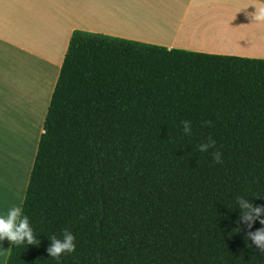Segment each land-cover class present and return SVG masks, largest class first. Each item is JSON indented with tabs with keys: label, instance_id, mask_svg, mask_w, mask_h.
Wrapping results in <instances>:
<instances>
[{
	"label": "trees",
	"instance_id": "1",
	"mask_svg": "<svg viewBox=\"0 0 264 264\" xmlns=\"http://www.w3.org/2000/svg\"><path fill=\"white\" fill-rule=\"evenodd\" d=\"M209 136L222 163L197 149ZM237 196L264 205V59L75 30L21 204L40 244L5 264H57L65 228L59 264H264Z\"/></svg>",
	"mask_w": 264,
	"mask_h": 264
},
{
	"label": "crops",
	"instance_id": "2",
	"mask_svg": "<svg viewBox=\"0 0 264 264\" xmlns=\"http://www.w3.org/2000/svg\"><path fill=\"white\" fill-rule=\"evenodd\" d=\"M252 2L264 4V0H0V214L22 204L43 121L75 30L264 59V23L255 22L254 4L246 8ZM10 244L0 241V264L6 263Z\"/></svg>",
	"mask_w": 264,
	"mask_h": 264
},
{
	"label": "clouds",
	"instance_id": "3",
	"mask_svg": "<svg viewBox=\"0 0 264 264\" xmlns=\"http://www.w3.org/2000/svg\"><path fill=\"white\" fill-rule=\"evenodd\" d=\"M251 4L256 6V12L254 13L255 22L264 23V4L252 2L246 8ZM181 124L184 134L190 136L193 131L192 122L190 120H183ZM201 126L212 127L213 122L211 120L202 121ZM197 149L202 153H209L211 150L210 154L213 160L218 164L223 162V153L217 148V142L211 136L205 142L197 145ZM235 202L236 207L240 211L237 223L246 225L247 227L245 239L250 241L248 246H254L261 253H264V205L254 204L252 200L244 196H237ZM81 219H83V216H81ZM257 221H259L262 227L256 228L253 231V226ZM49 238L51 243L46 251L50 258L57 261V264H59L62 255L71 254L76 250V236L70 229L65 228L60 238L56 235H52ZM4 239L10 241L15 247L24 244L27 246H39L40 240H37L34 235V230L30 226V218L24 214L22 206H13L7 209L4 214H0V241Z\"/></svg>",
	"mask_w": 264,
	"mask_h": 264
},
{
	"label": "bare ground",
	"instance_id": "4",
	"mask_svg": "<svg viewBox=\"0 0 264 264\" xmlns=\"http://www.w3.org/2000/svg\"><path fill=\"white\" fill-rule=\"evenodd\" d=\"M4 140V139H3ZM9 155V154H8Z\"/></svg>",
	"mask_w": 264,
	"mask_h": 264
},
{
	"label": "rangeland",
	"instance_id": "5",
	"mask_svg": "<svg viewBox=\"0 0 264 264\" xmlns=\"http://www.w3.org/2000/svg\"><path fill=\"white\" fill-rule=\"evenodd\" d=\"M11 184H12V182H11Z\"/></svg>",
	"mask_w": 264,
	"mask_h": 264
}]
</instances>
